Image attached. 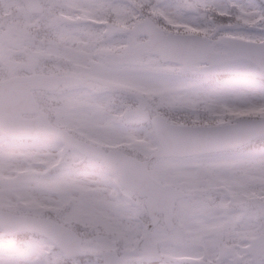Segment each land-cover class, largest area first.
<instances>
[{
  "label": "snow or ice",
  "instance_id": "6c2138e0",
  "mask_svg": "<svg viewBox=\"0 0 264 264\" xmlns=\"http://www.w3.org/2000/svg\"><path fill=\"white\" fill-rule=\"evenodd\" d=\"M0 264H264V0H0Z\"/></svg>",
  "mask_w": 264,
  "mask_h": 264
}]
</instances>
